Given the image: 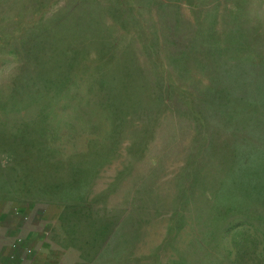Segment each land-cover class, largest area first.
I'll return each mask as SVG.
<instances>
[{
    "label": "rangeland",
    "instance_id": "rangeland-1",
    "mask_svg": "<svg viewBox=\"0 0 264 264\" xmlns=\"http://www.w3.org/2000/svg\"><path fill=\"white\" fill-rule=\"evenodd\" d=\"M5 182L58 264H264V0H0Z\"/></svg>",
    "mask_w": 264,
    "mask_h": 264
},
{
    "label": "crops",
    "instance_id": "crops-1",
    "mask_svg": "<svg viewBox=\"0 0 264 264\" xmlns=\"http://www.w3.org/2000/svg\"><path fill=\"white\" fill-rule=\"evenodd\" d=\"M16 189L15 186L14 192ZM4 191V194L1 192L0 195V264H58L62 262L61 258L44 256L41 250L45 244L42 243L43 238L37 234L36 228L25 231L22 227L21 215L18 212L21 199L11 192L6 182ZM50 230L52 231V228ZM35 246L40 252L35 253L33 257H28L27 252L29 253L30 248Z\"/></svg>",
    "mask_w": 264,
    "mask_h": 264
}]
</instances>
